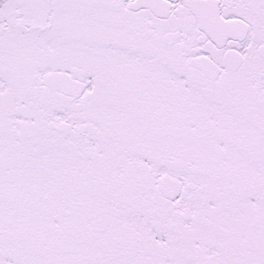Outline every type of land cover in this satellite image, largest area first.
<instances>
[{
	"label": "snow or ice",
	"instance_id": "1",
	"mask_svg": "<svg viewBox=\"0 0 264 264\" xmlns=\"http://www.w3.org/2000/svg\"><path fill=\"white\" fill-rule=\"evenodd\" d=\"M0 264H264V0H0Z\"/></svg>",
	"mask_w": 264,
	"mask_h": 264
}]
</instances>
